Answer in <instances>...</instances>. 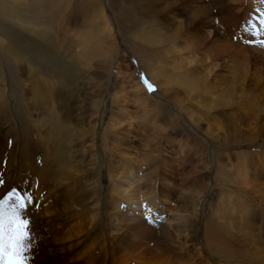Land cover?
<instances>
[{
  "label": "rangeland",
  "instance_id": "374dc122",
  "mask_svg": "<svg viewBox=\"0 0 264 264\" xmlns=\"http://www.w3.org/2000/svg\"><path fill=\"white\" fill-rule=\"evenodd\" d=\"M0 3V201L33 197L29 264L98 262L110 250L104 210L130 171L133 197H156L171 218L183 208L198 217L194 252L264 264L252 248H264V0ZM177 55L186 60L174 72ZM53 127L51 141L61 130L67 138L65 166L45 153ZM215 229L221 237H210ZM211 239H223L228 260Z\"/></svg>",
  "mask_w": 264,
  "mask_h": 264
},
{
  "label": "bare ground",
  "instance_id": "6f19581e",
  "mask_svg": "<svg viewBox=\"0 0 264 264\" xmlns=\"http://www.w3.org/2000/svg\"><path fill=\"white\" fill-rule=\"evenodd\" d=\"M45 1L48 2V4L51 5V6H53L57 2V0H45ZM143 8H144V6H143ZM198 8H200V7H198ZM1 12H2V10H1V7H0V15L3 17ZM198 12H199V10H198ZM200 12L202 14L203 9L200 10ZM97 13H98L97 17H100V18L104 19L103 24L105 26V23L108 22V21H107L105 15L103 14L102 9L98 10V12L96 11V14ZM209 15H207V18H208ZM108 24L109 23H107V28H105L106 30H108V27H109ZM199 25H201V27H203V24H201V22H199ZM203 28H205V30L207 29V32L209 34L212 31H215L214 30V26H212L211 24H209L208 26H204ZM95 32H97L96 28H95ZM138 32L140 33V35H136L135 38H137V39L138 38H142L143 37V35L141 33L142 31H138ZM88 36H90V35H88ZM200 39L201 40H205L206 37L201 36ZM82 42H83L85 47H88V46L92 45L90 37L89 38L88 37L87 38L83 37V41ZM98 47L99 46L96 45L94 47V49L91 50V51L95 52V50L98 49ZM102 48H104V47H102ZM104 50H106V49H102V51H104ZM109 51H111V50H109ZM45 53H46V48L44 47L42 49V54H45ZM154 57H156V56H154ZM166 59H168V58H166ZM185 60H186V57H182L180 55L179 56L177 55V57H175L173 59V67H171V69L174 72H178V70H180L181 66L184 64ZM159 62L160 61L158 60V63L156 62V64L159 65ZM161 62H163V61H161ZM145 64L148 65V60H145ZM146 69H148L147 66H146ZM6 72L9 75V79H12L13 76H14L13 70L11 68H7ZM206 74H208V73H206ZM152 79L153 80L156 79V74L154 72L152 73ZM133 85H136V83H134ZM157 85H159V84H157ZM133 88L134 87H132V89ZM136 88H137V86H136ZM161 89H162L161 85L157 86L156 92H159V94H160L161 93ZM137 92H141V96H144V97L147 96V94L145 93L144 89L135 90V93H137ZM156 92L151 94L153 98L157 94ZM138 94H140V93H138ZM138 104H139V102H138ZM123 116H124V119L119 120V123L120 122L122 123L126 119V117H128L127 115H124V114H123ZM54 129H55L54 127L50 128L47 131V133H46L45 140H46L47 143H46L45 153L47 152V154L51 155V156L54 155L53 156V158L55 157L54 160L56 159V162H58L59 164H62L63 166H65L67 164L66 163L67 161H65V153L62 152V149H63L64 144H66V142H67V138L65 137L63 131L61 130V137L59 138V141H51V139L53 137ZM112 130H113V128H112ZM70 136L71 135L69 133V139H70ZM44 156L43 157L39 156L38 159H37V162L40 163V164H38L39 168H40L39 172H38L37 167H36L37 173L35 174V176H36V178H39V180H37V181H41L42 180V175L41 174H42V171H43V166L46 163ZM130 177H129V174H128L125 177V181H124V178L122 179V181H121L122 186L119 187L121 189L120 191L116 190L117 187L114 188V190H113V188L111 186L112 194L115 191L114 192L115 194H113V196H115V197L114 198L112 197V199L110 200L111 202L109 203L107 209L104 210L105 211L104 212V221L105 222L103 223L104 226L102 228V231L100 232L102 234V236H104V238H106L105 242L109 244V246H110V250L109 251L110 252L109 251L106 252V250H105L104 251L105 253L102 254V256L100 257L98 262L96 261L95 264H214V263H212L211 259L208 258V256L205 255L204 253L202 254V253H199L197 251L194 252L195 248H194V244H192V241L194 242V239H193V237H194L193 234L194 233L193 232L195 230L194 228L197 227V226H195V227L193 226V224H192L193 222H191V219L192 220H199L198 217L195 216L194 214H191L189 211H187V208H183V212L177 211L174 214V216L171 218V216L166 212L164 206L162 204H159L156 201V199H155L156 197H152L148 201H140L139 199H137V197H133L132 196L133 194H131V191H130V187L133 184V182H132L133 179H135V178H134L133 172H131V171H130ZM262 197H264V195ZM115 198H117V199H115ZM250 200L251 199L249 198V196H246L244 201L247 203ZM260 203L261 202H258V204H260ZM118 212H120V214ZM263 212H262V214H263ZM244 214H246V211H245ZM262 214H260V215H262ZM250 215H251V212H250ZM242 219L244 220L245 218L242 217ZM261 219H263V218H261ZM112 220L116 222L115 224L113 223L114 225H111L112 224ZM94 235H97V233L94 234ZM211 236L212 237H221V231H219V230L217 231V229H215V232H213L212 235H210V237ZM243 236H244V234H243ZM93 239H95V238H93ZM211 240H209V245L210 246H214V248L217 249L216 251L219 252L220 255H221V253L223 251V258L222 259L228 260V258H226V251L224 249L225 247H223V245H222L223 244L222 243L223 239H221L219 242H216L215 239H211ZM236 241H237V243L239 241V243H238L237 246H235L233 248H231V247L233 245H235V243H236L234 240H230L229 241L232 244V246H231V244H227V246L229 245L228 246L229 249L231 248L232 251L239 250L238 248H243L245 246V244H244L245 239H243L241 241L239 239V240H236ZM224 243H225L224 245H226L225 240H224ZM94 246H95V244L93 245V247ZM252 248L256 252H258L259 256H257L256 258L259 261H263L264 262V248L261 249V250L256 249L255 246H253ZM245 251H247V250H245ZM227 252H228V250H227ZM89 253H91V252H89ZM93 255L92 256L90 255L88 257V259L90 258L89 261H88V262H90L89 264H94ZM199 256H201V257L199 258ZM229 257H231V256H229ZM241 260H243V259L241 258ZM229 263L233 264L231 262H229ZM244 264H246V263H244ZM261 264H263V263H261Z\"/></svg>",
  "mask_w": 264,
  "mask_h": 264
},
{
  "label": "snow or ice",
  "instance_id": "6c2138e0",
  "mask_svg": "<svg viewBox=\"0 0 264 264\" xmlns=\"http://www.w3.org/2000/svg\"><path fill=\"white\" fill-rule=\"evenodd\" d=\"M149 91L152 85L144 81ZM33 197L13 191L0 201V264H29L32 240L31 220L26 211Z\"/></svg>",
  "mask_w": 264,
  "mask_h": 264
}]
</instances>
